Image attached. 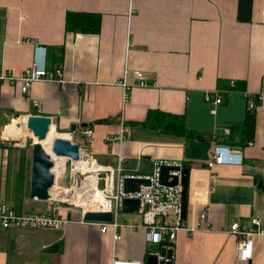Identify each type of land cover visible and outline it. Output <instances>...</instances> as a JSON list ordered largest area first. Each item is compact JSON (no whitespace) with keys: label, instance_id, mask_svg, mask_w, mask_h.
<instances>
[{"label":"crops","instance_id":"crops-1","mask_svg":"<svg viewBox=\"0 0 264 264\" xmlns=\"http://www.w3.org/2000/svg\"><path fill=\"white\" fill-rule=\"evenodd\" d=\"M68 12L99 14L98 33L67 31ZM36 45L45 49L46 67L57 66L62 76L37 81L27 93L0 83V200L17 213L48 204L30 197L24 151L8 146L10 139L20 140V119L50 117L66 138L72 127L86 124L94 130L93 165L111 169L115 179L119 157L123 176L148 175L156 161L189 168L185 221L207 209L213 229L178 231L172 264H264V233L253 235L251 257L242 259L229 232L232 223L248 225L264 214V97L251 111L245 103V94L260 92L264 77V0H0V74L18 75L31 66ZM125 71L129 84L135 72L155 84L128 90L123 106L116 81ZM230 80L235 89L220 104L205 99L228 90ZM149 109L183 115L191 135L145 127ZM123 122L125 139L106 141ZM75 141L82 142L80 136ZM217 145L241 154L242 161L235 156L234 164L214 165L217 179L209 189L206 163ZM13 153L23 161L21 177ZM131 214L121 217L140 219ZM120 232L114 240L112 231L100 232L78 212L58 230L0 225V264H144L156 250L143 226L123 225Z\"/></svg>","mask_w":264,"mask_h":264},{"label":"built area","instance_id":"built-area-1","mask_svg":"<svg viewBox=\"0 0 264 264\" xmlns=\"http://www.w3.org/2000/svg\"><path fill=\"white\" fill-rule=\"evenodd\" d=\"M36 49L37 51L39 49L42 50V53L38 56L36 51L31 66L24 69L18 75L11 71L2 72L0 74V83H9L19 87L21 93H27L31 85L37 81L54 82L55 74L61 77V71L57 66H54L51 70L46 67L45 49H42L38 45H36ZM126 73L125 71L123 76L116 81V84L124 91L122 99L123 106L128 102V90L133 87H148L155 84V82L151 83L143 72H135L133 74V82L129 84L126 80ZM234 89L235 80H230V88L228 90H216L214 95L206 94L205 99L216 106L223 101L224 94L232 92ZM263 97L264 77L261 80V89L258 94H245L247 109L250 111L253 110ZM127 131L128 126L123 122L119 133L114 136L108 135L105 137V140L108 142H122L125 139ZM93 134V127L90 126H81L68 132L67 139L73 143H77L75 138L76 136H80L82 142L77 143L79 145L78 161L85 162L87 166L86 169L78 167V164L72 166L71 185L66 186L60 183L62 175L56 179L54 173L55 181L49 189L48 204L42 211L17 213L11 205L0 200V225L4 228H52L58 230L71 221L73 212H78L80 220L83 221L82 215L86 210L110 211L112 213V219L110 221H94L98 224L100 232L112 231L113 239L117 240L122 236L120 228L123 225L132 226L133 228L143 226L146 230V241L151 244H157L158 248L156 250L161 248L172 249L173 241L178 231L182 230L188 234H193L197 231H209L213 229L207 209L201 211L197 218L190 223L186 222L185 218L180 217V181L172 186L159 182L160 166L162 164L173 163L156 161L153 164L154 167L150 174L144 176H128L145 178L149 180V183L141 184L136 191H124L122 181L127 176L120 174L122 157H119V165L116 169V174H118L117 179L113 177V171L111 169L93 165L94 160L90 149V140ZM235 156L239 157L237 163L240 164L242 161L241 154L232 152L230 147L215 146L206 163V167L210 172L209 189H212L217 179L216 173L212 170L213 166L217 164H234L236 162L234 161ZM52 161L54 163V160ZM170 174L180 176L179 173L172 171ZM66 187L68 191L65 193ZM67 193L68 195H65ZM124 197H135L139 199V209L134 212L139 215V220L125 221L121 217L120 213L123 212L121 203ZM170 214H172L171 218L168 217ZM262 219H264V214L263 217L259 215L253 216L248 225H241L238 222L231 224L229 232L237 238L236 254L239 258L248 259L251 257L253 235L255 233H264Z\"/></svg>","mask_w":264,"mask_h":264},{"label":"water","instance_id":"water-1","mask_svg":"<svg viewBox=\"0 0 264 264\" xmlns=\"http://www.w3.org/2000/svg\"><path fill=\"white\" fill-rule=\"evenodd\" d=\"M52 125L50 117L42 115H28L25 120V126L30 131L37 141L32 146L31 171L29 182V195L32 198L39 200H47L49 198V189L55 181V176L52 171L54 163L51 155L43 148L41 141L47 137L49 128ZM87 126L82 124V127ZM74 129V127H72ZM51 152L55 156L68 157L69 160L65 163L60 183L66 186L70 185L72 161L79 159V145L71 142L64 137H56L51 143ZM179 173L170 174V172ZM180 181L181 184V203L180 217L185 218L187 213V199L190 181V170L187 167H181L178 164H162L159 168V182L164 185L172 186ZM149 183L148 179L140 177H124L122 186L124 191H136L141 184ZM123 212H136L139 209L140 201L135 197H124L122 199ZM84 221H110L112 213L110 211L101 210H86L83 215ZM53 250L48 247L46 250ZM172 249L161 248L150 252L146 255L144 264H172Z\"/></svg>","mask_w":264,"mask_h":264},{"label":"trees","instance_id":"trees-1","mask_svg":"<svg viewBox=\"0 0 264 264\" xmlns=\"http://www.w3.org/2000/svg\"><path fill=\"white\" fill-rule=\"evenodd\" d=\"M100 15L87 12H68L66 15L67 31L98 33ZM142 124L160 133L189 136L183 115L172 114L159 109H149Z\"/></svg>","mask_w":264,"mask_h":264},{"label":"rangeland","instance_id":"rangeland-1","mask_svg":"<svg viewBox=\"0 0 264 264\" xmlns=\"http://www.w3.org/2000/svg\"><path fill=\"white\" fill-rule=\"evenodd\" d=\"M14 123L16 124L17 122H14ZM16 127L19 129V131H20L19 133L21 134L19 137L20 140L18 141L16 139L15 140L10 139V141H8V146H10V147L16 146V148L17 147L21 148L24 151V153H23L24 168H26V171H28V173H30L31 159H32V146H33V143L35 141H37V138L34 137L30 131H28V129L25 126V121L20 119L19 122L17 123ZM60 133H62V131L57 130L55 127H52L51 136H48V139L45 142L46 146L48 147V151H51L50 148H51L52 140L54 138H56L57 136L60 137L61 136ZM59 134H60V136H59ZM21 149H19L20 154L23 152V151H20ZM14 150H15L14 148H11V152ZM14 155L15 154L13 153L10 160H11V163H13L14 160H18L21 163V165H19L20 168L18 166V169L16 170V172L18 173V177H21L20 173H23V165H22L23 161L20 160V158L18 159L17 157H14ZM55 159L57 160V162L59 161L58 162V164H59L61 158H59L58 156H55ZM58 178H60V176H58L57 179ZM27 180H28L27 184H28V189H29V179H27ZM130 214H128V212L120 213V215L121 216L123 215V217H129ZM131 215H134V216L139 218V215L137 213L132 212ZM154 248L157 249L158 246L155 244Z\"/></svg>","mask_w":264,"mask_h":264},{"label":"bare ground","instance_id":"bare-ground-1","mask_svg":"<svg viewBox=\"0 0 264 264\" xmlns=\"http://www.w3.org/2000/svg\"><path fill=\"white\" fill-rule=\"evenodd\" d=\"M51 127H52V125H51ZM51 127L49 128V132L47 133V137L43 141H41V144H42L43 148L46 150L47 153L51 152V151H48V147L45 144V142L48 139ZM64 138H66V137H64ZM51 157H52V160H54L53 173H55V176H56V179H57L58 176L62 175L64 164H65V162L67 160H69V158L68 157H63V156H58L59 158H61L60 163L58 164L59 161L57 162V160L55 159L54 154H52ZM77 164H78V167H80L82 169H86V167H87L85 162L78 161V160L77 161H72V166H76ZM72 183L74 184V182H72ZM70 185H71V183H70ZM67 191H68V188L66 187L65 193ZM65 195H68V193L65 194Z\"/></svg>","mask_w":264,"mask_h":264}]
</instances>
